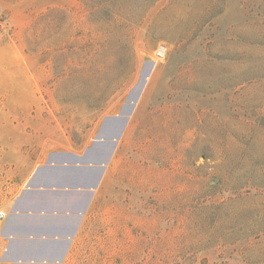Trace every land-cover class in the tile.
I'll list each match as a JSON object with an SVG mask.
<instances>
[{
  "label": "rangeland",
  "instance_id": "1",
  "mask_svg": "<svg viewBox=\"0 0 264 264\" xmlns=\"http://www.w3.org/2000/svg\"><path fill=\"white\" fill-rule=\"evenodd\" d=\"M143 80L65 264H264V0H0V210L38 101L73 122L74 92L127 104Z\"/></svg>",
  "mask_w": 264,
  "mask_h": 264
},
{
  "label": "crops",
  "instance_id": "2",
  "mask_svg": "<svg viewBox=\"0 0 264 264\" xmlns=\"http://www.w3.org/2000/svg\"><path fill=\"white\" fill-rule=\"evenodd\" d=\"M77 94V95H75ZM73 122L43 117L38 101V156L22 186L0 210V264H65L94 204L106 194L117 169L128 125L106 161L114 130L107 120L124 116L126 101L104 98L93 105L90 91L74 92Z\"/></svg>",
  "mask_w": 264,
  "mask_h": 264
},
{
  "label": "water",
  "instance_id": "3",
  "mask_svg": "<svg viewBox=\"0 0 264 264\" xmlns=\"http://www.w3.org/2000/svg\"><path fill=\"white\" fill-rule=\"evenodd\" d=\"M143 85H144V80L139 85V87L136 89L134 97L131 98L129 100V102L125 105V107H124L125 115L124 116L118 117L117 119L107 120V123H108L107 128L114 130V133L112 135L113 140L106 142L107 147H108V152L106 154V159H105L106 161L110 158V156H111V154L115 148L117 139L120 137V135L122 134V132L125 128L129 114L132 111V109L134 108L135 102L138 99L140 92L142 91Z\"/></svg>",
  "mask_w": 264,
  "mask_h": 264
},
{
  "label": "built area",
  "instance_id": "4",
  "mask_svg": "<svg viewBox=\"0 0 264 264\" xmlns=\"http://www.w3.org/2000/svg\"><path fill=\"white\" fill-rule=\"evenodd\" d=\"M165 51V47L164 46H160L158 48V50L156 51V55L157 56H162L163 52ZM4 216V212L3 211H0V217H3Z\"/></svg>",
  "mask_w": 264,
  "mask_h": 264
}]
</instances>
